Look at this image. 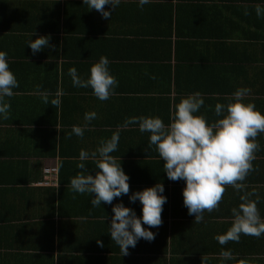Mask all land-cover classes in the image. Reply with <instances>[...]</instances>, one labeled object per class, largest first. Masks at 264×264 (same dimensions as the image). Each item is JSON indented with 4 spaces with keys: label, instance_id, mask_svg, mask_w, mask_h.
Returning a JSON list of instances; mask_svg holds the SVG:
<instances>
[{
    "label": "crops",
    "instance_id": "obj_1",
    "mask_svg": "<svg viewBox=\"0 0 264 264\" xmlns=\"http://www.w3.org/2000/svg\"><path fill=\"white\" fill-rule=\"evenodd\" d=\"M257 5L264 0H150L143 8L121 0L116 10L105 6L112 17L104 19L83 0H0V51L19 83L5 98L8 119H0V264H264V235L242 234L225 245L215 239L231 227L243 195L259 197L264 220V133L242 190L225 186L218 208L195 223L183 202L186 181L168 179L148 147L149 133L124 127L140 116L167 125L181 98L197 91L205 99L197 115L208 123L218 119L216 103L227 104L242 88L250 90L243 101L264 114V17ZM40 36H50V46L33 55L27 41ZM101 57L118 81L106 101L74 87L68 75L75 68L87 79ZM57 93L58 108L43 102L44 94L51 101ZM90 112L97 116L88 122ZM74 125L84 128L82 138L71 134ZM114 133L120 139L111 155L130 177L129 195L162 183L167 197L162 224L150 229L155 239L141 238L123 257L111 240L112 207L123 202L140 217V202L124 195L93 207L94 197L70 188L84 171L77 167L81 150L91 154ZM84 163L95 175L94 161ZM47 168H57L48 183Z\"/></svg>",
    "mask_w": 264,
    "mask_h": 264
},
{
    "label": "clouds",
    "instance_id": "obj_2",
    "mask_svg": "<svg viewBox=\"0 0 264 264\" xmlns=\"http://www.w3.org/2000/svg\"><path fill=\"white\" fill-rule=\"evenodd\" d=\"M149 2L150 0H139V6L143 8ZM83 4L108 19L112 17V11L106 10L105 6L110 5L116 10L121 0H83ZM255 11L258 17H264V7L257 5ZM50 39V36H40L35 40L31 38L27 41V46L36 55L50 46ZM109 63L107 57H101L90 68L87 79H82L75 68L69 69L68 75L74 87L91 88L97 99L106 101L118 86V81L110 73ZM18 87V80L9 67L7 53L0 51V119H8L11 105L5 98L12 97L13 89ZM249 91L237 89L227 104L216 103L214 111L218 119L211 123H208L205 116L197 115L205 104L199 91L181 98L174 106L167 125L158 116L130 117L124 123V127L138 125L141 133L150 134L148 147L152 149L154 146L164 162L163 168L168 179L186 181L183 202L188 214L195 217V223L204 219L205 210L211 212L218 208L225 186L230 185L241 191L242 182L254 170L252 161L259 148L256 137L264 133V114L256 110L254 104L243 101ZM42 99L45 104L50 102L56 108L61 105L59 93L51 101L47 94ZM96 116L95 112L86 113L85 120L91 122ZM71 134L82 138L84 128L74 125ZM119 139V133H114L110 139L101 141L100 146L91 154L81 150L77 167L84 171L71 178L70 188L74 193H87L94 197L91 199L93 207H100L102 202L112 205L115 198L124 195H128L133 204L140 202V217L123 202L112 207L114 215L109 225L111 240L119 246L123 257L129 254L130 247H136L141 238L149 242L155 239L156 234L150 229L162 224L161 214L167 197L162 183L129 195L130 177L121 166V159L118 162L111 155L118 150ZM89 159L94 161L97 169L95 175L85 168L84 162ZM240 199L238 207L231 210V227L224 234L215 237L221 245L229 241L238 242L242 234L257 238L264 235V220L257 208L259 197L252 200L248 195H243ZM145 225L148 227H144ZM97 244L103 247V241L99 239ZM222 255L227 258L230 253L225 251Z\"/></svg>",
    "mask_w": 264,
    "mask_h": 264
},
{
    "label": "built area",
    "instance_id": "obj_3",
    "mask_svg": "<svg viewBox=\"0 0 264 264\" xmlns=\"http://www.w3.org/2000/svg\"><path fill=\"white\" fill-rule=\"evenodd\" d=\"M57 173V168H47L45 169V175H46V181L47 183L49 182L48 181V176L52 175V178L55 177Z\"/></svg>",
    "mask_w": 264,
    "mask_h": 264
}]
</instances>
